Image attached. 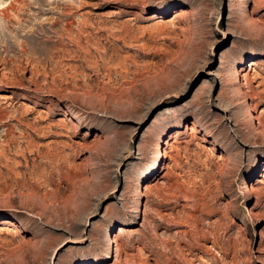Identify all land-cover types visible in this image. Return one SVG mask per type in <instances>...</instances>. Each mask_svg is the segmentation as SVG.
<instances>
[{
  "label": "rangeland",
  "instance_id": "374dc122",
  "mask_svg": "<svg viewBox=\"0 0 264 264\" xmlns=\"http://www.w3.org/2000/svg\"><path fill=\"white\" fill-rule=\"evenodd\" d=\"M22 2L0 264H264V0Z\"/></svg>",
  "mask_w": 264,
  "mask_h": 264
},
{
  "label": "bare ground",
  "instance_id": "6f19581e",
  "mask_svg": "<svg viewBox=\"0 0 264 264\" xmlns=\"http://www.w3.org/2000/svg\"><path fill=\"white\" fill-rule=\"evenodd\" d=\"M3 3L4 2H0V16H1L4 24H7V23L9 24V23H11L12 20H14L15 17L18 16V11L20 10L21 5H22L23 2H22V0H10V2L8 4H6L5 6L3 5ZM86 162H87V160H86Z\"/></svg>",
  "mask_w": 264,
  "mask_h": 264
}]
</instances>
